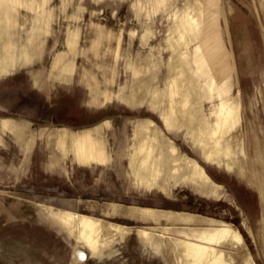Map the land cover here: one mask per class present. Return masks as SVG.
I'll return each instance as SVG.
<instances>
[{"label": "rangeland", "instance_id": "374dc122", "mask_svg": "<svg viewBox=\"0 0 264 264\" xmlns=\"http://www.w3.org/2000/svg\"><path fill=\"white\" fill-rule=\"evenodd\" d=\"M208 17L212 28L206 34ZM178 25H190L191 34L182 38ZM171 45L183 57L216 53L203 69L207 74L198 78L197 98L213 124L218 75H210L221 67L224 87L239 100L240 121L223 138L232 162L207 161L183 129L165 128L167 66L177 56ZM58 58L61 71L65 65L71 70L65 80L50 75ZM192 67L195 71L196 64ZM145 69L146 100L130 108L124 97L139 86L133 72ZM154 96L158 106L153 108ZM5 118L26 122L33 141L24 147L0 128V264H74L75 249L87 255L83 264H180L164 246L140 234H158L167 225L133 217L131 207L224 222L241 236L248 256V261L227 258L226 264H264V197L253 175L264 176V0H0V120ZM146 119L178 154L203 168L220 187L214 191L218 199L202 198L184 186L164 195L137 185L130 167L133 126ZM56 128L77 137L94 128L89 134L100 140L110 161L82 167L37 136ZM43 207L94 217L116 229L92 254L50 217L41 219ZM108 208L110 216L98 211ZM118 211L125 216H114ZM192 228L170 227L165 236L177 239L173 231Z\"/></svg>", "mask_w": 264, "mask_h": 264}, {"label": "bare ground", "instance_id": "6f19581e", "mask_svg": "<svg viewBox=\"0 0 264 264\" xmlns=\"http://www.w3.org/2000/svg\"><path fill=\"white\" fill-rule=\"evenodd\" d=\"M197 21L192 20L195 23ZM203 23L205 24L204 32L207 34L212 28L211 17L205 18ZM185 27L182 29L181 25L176 26V33L182 38V35L186 36L192 31L190 25ZM186 44L188 45L189 42H186ZM215 46L216 44H213V48ZM171 49L177 56L171 58L167 66L169 83H167L166 88L167 107L163 120L165 128L170 131L183 129L207 161L220 159L228 163L232 162L231 148L223 138L240 121L238 120L239 100L231 98L229 95L230 89L224 87L223 69L221 67H218V74L210 75L211 78L218 75V110L213 111L215 116L213 124L208 122L204 112L199 108L201 102L197 98L200 94L198 78L207 74L203 69L210 60L214 59L216 53L211 52L209 57L203 58L197 56L196 53L190 54V57H188V54L183 57L178 53V46L171 45ZM21 50L25 54L27 46L22 47ZM219 54L218 52V57ZM61 61L62 59H57L50 75L56 79L65 80L71 70L68 65H65L64 70L61 71L63 63ZM193 63L196 64L195 71L192 70ZM146 71L148 69L143 72L138 70L133 72L132 81L137 82L139 86L136 90L129 91L128 95L124 97L126 106L134 108L145 102L147 85L150 83V77L142 76ZM194 74L196 75L194 76ZM35 80L38 83L37 77ZM119 97L121 98L123 95ZM149 104L153 108L158 106L157 98L154 96ZM0 128L15 136L24 147L31 145L32 138L27 132L29 127L26 122H16L5 118L0 120ZM39 137L43 138L48 144L53 143L58 152L63 155L66 154V146L69 141V148L78 162L89 163L93 161L103 165L110 161L100 140H92L89 134L74 139L64 129L56 128V130L39 133ZM133 139L135 143L130 167L138 186L157 189L164 195H167L173 187L184 186L190 188L202 198L218 199L219 196L214 191L219 186H215L195 160L178 154L171 141L161 134L154 122L148 119L136 121L133 126ZM239 163L240 161L235 162L236 165ZM253 175L254 178L259 180L260 194L261 197H264V176L259 178L255 172ZM44 209L47 217H50L55 224L60 225L63 230L67 231L69 237L76 243L86 246L92 254H97L100 247L103 244L106 245L103 239L110 235L112 229H116L112 226L107 228L102 221L94 217L66 210H54L50 207ZM131 209L129 210H131L130 214L133 217L167 225V228H162V231L158 234L145 230H140V234L147 242L153 243L157 247L158 245L164 246L166 252L175 255L177 262H180V264H226L227 258L235 259L237 257L248 261V256L242 252L243 241L241 236L224 222L220 223L196 215L174 213L172 211L137 207H131ZM176 226L193 228L190 231H173L174 234L178 235L177 239H172L171 236L167 238L165 235L168 234L170 227ZM229 247L233 249V252L226 251Z\"/></svg>", "mask_w": 264, "mask_h": 264}, {"label": "crops", "instance_id": "0c3cea01", "mask_svg": "<svg viewBox=\"0 0 264 264\" xmlns=\"http://www.w3.org/2000/svg\"><path fill=\"white\" fill-rule=\"evenodd\" d=\"M107 124V123H106ZM95 128V127H94ZM94 128H92V129H94ZM92 129H87V130H85L86 132H87V134H89L90 132H92ZM65 130V129H64ZM70 136H72L74 139L75 138H77V136H76V134L74 133V132H69V131H67V130H65ZM11 134V133H10ZM12 135V134H11ZM85 135V134H84ZM90 135V134H89ZM92 135V134H91ZM13 136V135H12ZM38 137H39V134L37 135ZM93 137V136H92ZM91 137V138H92ZM40 138V137H39ZM16 140V139H15ZM92 140H94L93 138H92ZM32 141H33V139H32ZM67 151H66V154H68V153H70L71 154V157L73 158V160L77 163V164H79L80 166H82V167H104L103 165H100V164H98V163H96V162H89V163H81V162H78L75 158H74V154H73V152H72V150L69 148V141L67 142ZM61 154V153H60ZM55 162V164H59V160L58 161H54ZM57 162V163H56ZM99 211V213H101V214H104V215H108V216H110L109 215V212H111V210H110V208H108V209H104V210H98ZM107 212V213H106ZM119 213H114V216H119V215H122V216H125V213L124 214H122V213H120V211H118ZM40 218L41 219H43V220H46L47 221V215H46V211H45V209H44V207L41 209V211H40ZM50 224V223H49ZM50 226L51 227H53L54 228V226L52 225V224H50Z\"/></svg>", "mask_w": 264, "mask_h": 264}, {"label": "water", "instance_id": "95a60500", "mask_svg": "<svg viewBox=\"0 0 264 264\" xmlns=\"http://www.w3.org/2000/svg\"><path fill=\"white\" fill-rule=\"evenodd\" d=\"M73 263L74 264H83L85 262V260L87 259V255L79 250V249H75L73 251Z\"/></svg>", "mask_w": 264, "mask_h": 264}]
</instances>
